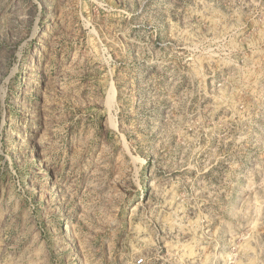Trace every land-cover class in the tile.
Masks as SVG:
<instances>
[{
  "label": "rangeland",
  "instance_id": "rangeland-1",
  "mask_svg": "<svg viewBox=\"0 0 264 264\" xmlns=\"http://www.w3.org/2000/svg\"><path fill=\"white\" fill-rule=\"evenodd\" d=\"M264 264V0H0V264Z\"/></svg>",
  "mask_w": 264,
  "mask_h": 264
},
{
  "label": "built area",
  "instance_id": "built-area-1",
  "mask_svg": "<svg viewBox=\"0 0 264 264\" xmlns=\"http://www.w3.org/2000/svg\"><path fill=\"white\" fill-rule=\"evenodd\" d=\"M141 260H139V261H136L134 264H141Z\"/></svg>",
  "mask_w": 264,
  "mask_h": 264
}]
</instances>
